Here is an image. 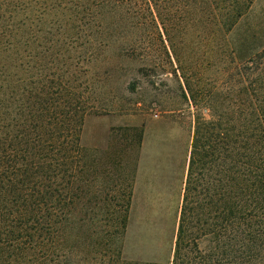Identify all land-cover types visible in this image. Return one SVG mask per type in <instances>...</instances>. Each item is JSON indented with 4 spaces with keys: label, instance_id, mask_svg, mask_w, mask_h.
Masks as SVG:
<instances>
[{
    "label": "trees",
    "instance_id": "trees-1",
    "mask_svg": "<svg viewBox=\"0 0 264 264\" xmlns=\"http://www.w3.org/2000/svg\"><path fill=\"white\" fill-rule=\"evenodd\" d=\"M254 1L199 0L203 12L211 14L210 3L224 17L202 23L204 65L180 68L181 107L149 102L163 114H193L181 204L158 262L124 255L135 166L125 193L101 195L117 187L108 185L120 161L94 158L81 144L95 89L79 80L82 59L64 49L63 34L81 32L75 21L89 6L30 0L25 10L43 42L0 79V264H264V19H249ZM146 2L176 53L164 7ZM122 130L138 148L144 126Z\"/></svg>",
    "mask_w": 264,
    "mask_h": 264
},
{
    "label": "rangeland",
    "instance_id": "rangeland-1",
    "mask_svg": "<svg viewBox=\"0 0 264 264\" xmlns=\"http://www.w3.org/2000/svg\"><path fill=\"white\" fill-rule=\"evenodd\" d=\"M70 1L72 5L89 6L86 14L78 15L75 21L81 23V32L63 34L64 49L72 50L74 61L82 59L79 73L84 76L79 80L95 89L90 99L94 109L85 117L81 144L94 158L102 154L103 157L109 155L107 161L114 159V164L120 161V177L111 178L108 185L117 187L99 194L117 197L125 193L133 165L132 187L137 176L140 184L152 182L157 187V191L142 188L133 194L124 236V255L132 261H165L179 206L181 177L188 160L193 114L192 109H183L181 113L164 111L163 114L149 109L148 105L156 100L162 109L181 107L180 85L184 88V82L180 68L196 70L204 65L199 59L205 48L201 41L202 23L217 22L224 17L210 3L211 14L203 12L204 3L199 4V0H157L173 25L169 35L176 49L174 53L157 21L153 2L149 7L146 0ZM29 2L0 0V79L16 71L15 60L26 66L28 51L32 54L36 44L43 42L39 34H35L37 26L30 24L33 21L25 10ZM100 2L106 6L102 14L95 9ZM262 9L264 0H255L249 19H264ZM131 42L133 48L128 46ZM89 44L96 47L90 49ZM134 82L136 90L128 91L126 86ZM140 125L144 126L143 138L136 148L130 146V138L125 140L122 129ZM163 187L169 189L168 194L162 193ZM95 211L104 209L99 207Z\"/></svg>",
    "mask_w": 264,
    "mask_h": 264
},
{
    "label": "crops",
    "instance_id": "crops-1",
    "mask_svg": "<svg viewBox=\"0 0 264 264\" xmlns=\"http://www.w3.org/2000/svg\"><path fill=\"white\" fill-rule=\"evenodd\" d=\"M185 166H186V164H185ZM185 173H186V170L184 169V171H183V175H182V177H181V183H180V188H179V194H178V204H179V206H178V210L177 211H179V208H180V204H181V196H182V187H183V184H184V182H182V181H184L183 179H185ZM137 175H139V171H138V173H137ZM184 177V178H183ZM137 180L135 181V185L132 187V200H131V206H130V211H132V206H133V199H134V196H133V194L135 193V192H137V191H141V189L142 188H144V189H146L147 188V190L148 191H157V187H154L153 186V184H152V182H143V183H141L140 184V181L141 180H139V177L137 176ZM138 184V185H137ZM140 184V185H139ZM146 184H149L148 186H146ZM161 191H163L162 193H167L168 194V191H169V189H167V187H163L162 189H161Z\"/></svg>",
    "mask_w": 264,
    "mask_h": 264
}]
</instances>
